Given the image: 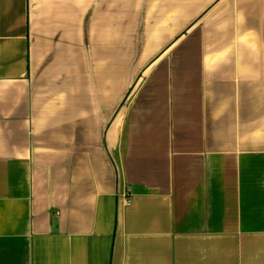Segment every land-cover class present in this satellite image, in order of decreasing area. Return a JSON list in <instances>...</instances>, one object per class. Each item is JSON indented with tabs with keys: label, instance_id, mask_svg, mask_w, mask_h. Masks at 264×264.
I'll return each instance as SVG.
<instances>
[{
	"label": "crops",
	"instance_id": "obj_1",
	"mask_svg": "<svg viewBox=\"0 0 264 264\" xmlns=\"http://www.w3.org/2000/svg\"><path fill=\"white\" fill-rule=\"evenodd\" d=\"M0 264H264V0H0Z\"/></svg>",
	"mask_w": 264,
	"mask_h": 264
}]
</instances>
